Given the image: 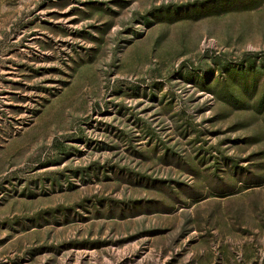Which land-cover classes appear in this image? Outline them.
Masks as SVG:
<instances>
[{"label":"rangeland","instance_id":"obj_1","mask_svg":"<svg viewBox=\"0 0 264 264\" xmlns=\"http://www.w3.org/2000/svg\"><path fill=\"white\" fill-rule=\"evenodd\" d=\"M0 264H264V0H0Z\"/></svg>","mask_w":264,"mask_h":264}]
</instances>
